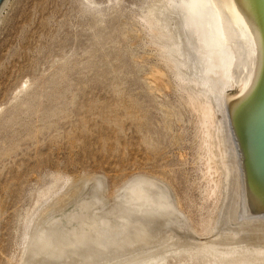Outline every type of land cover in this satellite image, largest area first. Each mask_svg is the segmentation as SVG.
I'll return each mask as SVG.
<instances>
[{
  "label": "rangeland",
  "instance_id": "obj_1",
  "mask_svg": "<svg viewBox=\"0 0 264 264\" xmlns=\"http://www.w3.org/2000/svg\"><path fill=\"white\" fill-rule=\"evenodd\" d=\"M178 2L0 9V264H218L215 250H264V224L230 216L225 106Z\"/></svg>",
  "mask_w": 264,
  "mask_h": 264
},
{
  "label": "water",
  "instance_id": "obj_2",
  "mask_svg": "<svg viewBox=\"0 0 264 264\" xmlns=\"http://www.w3.org/2000/svg\"><path fill=\"white\" fill-rule=\"evenodd\" d=\"M4 0H0V6ZM217 57L235 170L230 216L264 223V0H194Z\"/></svg>",
  "mask_w": 264,
  "mask_h": 264
},
{
  "label": "bare ground",
  "instance_id": "obj_3",
  "mask_svg": "<svg viewBox=\"0 0 264 264\" xmlns=\"http://www.w3.org/2000/svg\"><path fill=\"white\" fill-rule=\"evenodd\" d=\"M7 2H8V0H4L3 2H2V4H1V6H0V9H1V11H2V9L5 7V5L7 4ZM164 4V3H163ZM169 5V4H168ZM155 6V5H154ZM157 7V6H156ZM153 8V7H152ZM162 8V7H161ZM169 8V7H168ZM174 8L176 9V11H174V12H176V14H177V10H178V12L180 13V14H183L184 15V17H187L188 19H190V24L189 23H187V26L186 27H188V28H186V29H189V26L191 25V23H192V27H191V29L193 28V26H195L196 27V30H195V28H194V31H197L198 30V35L200 36V39L198 40V41H200V42H202V45H201V47L199 46L198 48H202L203 49V51H204V53H205V58H206V60H207V62H206V60H205V58L204 57H202L201 56V58H204L203 60L205 61V64H207V63H209V65H205L207 68L205 69L208 73L209 72H211L212 71V69H213V67H214V65H215V63H216V61H217V57H216V55H215V52H214V50H213V47H212V45H211V42H210V40H209V37H208V34H207V32H206V29H205V27H204V24H203V22H202V19H201V16H200V14H199V11H198V9H197V6H196V4H195V1L194 0H179V2L174 6ZM150 9V8H149ZM0 11V12H1ZM148 11V10H147ZM154 11V10H153ZM156 11V10H155ZM172 11V10H171ZM169 12V11H168ZM173 11H172V13H174ZM150 13V12H149ZM178 13V14H179ZM167 14V13H166ZM175 14V13H174ZM173 14V15H174ZM178 14H177V16H178ZM168 15V14H167ZM177 16H174V17H177ZM147 17V16H146ZM145 17V18H146ZM164 17V16H163ZM167 18V17H166ZM170 18H171V16H170ZM179 18H181L180 16H179ZM183 18V17H182ZM157 19V18H156ZM163 19V18H162ZM168 19V18H167ZM186 19V18H185ZM184 19V20H185ZM143 20H144V18H143ZM184 20H182V22L184 21ZM187 20V19H186ZM151 21V20H150ZM150 21H148V25L147 26H149L150 28H152L153 27V23H150ZM167 21V20H166ZM189 21V20H188ZM152 22V21H151ZM182 22H181V24H182ZM158 23V22H157ZM184 23V22H183ZM146 24V23H145ZM189 24V25H188ZM183 25V28H184V25H185V23L184 24H182ZM160 28V27H159ZM153 29V28H152ZM156 29V28H155ZM151 30V29H150ZM158 30V29H157ZM151 31H153V30H151ZM163 37H164V35H163ZM198 37V36H197ZM161 38V37H160ZM165 38V37H164ZM180 41V40H179ZM167 44V43H166ZM200 44V43H199ZM161 45V44H160ZM168 45V47H169V44H167ZM166 46V45H165ZM171 46V45H170ZM163 49V54H166V55H164V56H167V53L169 52V50H170V47L169 48H167V47H164V48H162ZM172 49V48H171ZM201 50V49H200ZM173 50H171L170 51V55L171 54H173V52H172ZM198 53L200 52V51H198V50H196ZM172 52V53H171ZM182 53V52H181ZM202 52H200L199 53V56H200V54H201ZM185 54V53H184ZM202 55V54H201ZM173 57V56H172ZM191 57V56H190ZM168 58H169V55H168ZM174 58V57H173ZM172 58V59H173ZM179 58V57H178ZM199 58V57H198ZM200 59V58H199ZM166 60H167V57H166ZM193 60V59H192ZM202 59H200V61H201ZM171 61V60H170ZM174 61H175V59H174ZM189 61V60H188ZM199 61V60H198ZM199 61V62H200ZM204 61H202V62H200V63H203ZM167 63H168V61H167ZM192 63V62H191ZM197 64V63H196ZM169 65H170V63H169ZM182 65V64H181ZM203 65V64H202ZM201 65V66H202ZM176 66V65H175ZM174 66V67H175ZM200 67V66H199ZM186 68V67H185ZM201 71H203V69H200ZM199 70V71H200ZM204 70V71H205ZM179 72H180V70H178ZM195 71V70H194ZM205 71V72H206ZM177 72V71H176ZM203 73V72H202ZM201 73V74H202ZM182 73L180 72V74H178V75H181ZM200 74V75H201ZM204 74V73H203ZM210 74V73H209ZM208 74V75H209ZM192 75V74H191ZM199 75V77H202V75L200 76ZM205 75H207V73L205 74ZM205 75H203V77L205 78ZM181 76H179L178 78L179 79H181L180 78ZM183 77H185V76H183ZM197 77V76H196ZM202 77V78H203ZM208 77L209 76H206V79H202V80H206V81H204V83L205 82H207V80L209 81V79H208ZM196 79V78H195ZM199 79V78H198ZM184 80V79H183ZM187 80V79H186ZM201 80V81H202ZM181 81V80H180ZM196 81V80H195ZM201 81L199 82L200 84H201ZM183 82V81H182ZM210 83V82H209ZM213 83V82H212ZM211 83V84H212ZM207 84H208V82H207ZM202 85V84H201ZM214 85V84H213ZM199 86V85H198ZM197 86V87H198ZM205 86H206V84H205ZM207 87H208V85H207ZM207 87L206 88H204L203 90H206V92H208V90H207ZM186 90V89H185ZM202 90V91H203ZM210 91V90H209ZM205 92V93H206ZM208 93H210V92H208ZM201 94V93H200ZM202 95H204V94H202ZM220 99H221V102H222V104L224 103V106H225V116H226V124H227V127L229 128V120H228V112H227V104H226V96L221 92L220 94ZM193 97V96H192ZM191 97V98H192ZM195 97V96H194ZM197 97V96H196ZM205 97V96H204ZM219 97V96H218ZM198 98V97H197ZM193 99H195V98H193ZM196 100V99H195ZM206 104H208V103H206ZM212 105V104H211ZM211 105H209V107H211L212 108V106ZM203 106H205V104L203 105ZM209 107H207L206 106V108H209ZM204 108V107H203ZM209 110V109H208ZM210 112H212L211 110H209ZM210 114L211 113H208V114H205L206 116L204 117V119H208V123H210V124H208V125H211L212 123H213V121H212V119H211V117L212 116H210ZM213 118V117H212ZM206 120H204V122H205ZM205 124H207V121H206V123ZM204 124V125H205ZM207 125V126H208ZM207 130H210V129H207ZM214 130V129H213ZM229 131H230V129H229ZM208 132H210V131H208ZM230 133V132H229ZM209 134L210 133H208V136H209ZM211 135V134H210ZM210 140V139H209ZM210 145H211V143H210ZM220 150V149H219ZM214 156V155H213ZM233 157V156H232ZM210 160V159H209ZM139 206V205H138ZM136 210V209H135ZM231 223V222H230ZM252 224V223H251ZM255 225H256V223H254ZM258 224V223H257ZM260 224H264V223H260ZM246 226V225H245ZM252 226V225H251ZM257 226V225H256ZM262 226V225H261ZM258 228V227H257ZM260 228V227H259ZM262 228V227H261ZM255 230V229H254ZM263 231V230H262ZM261 233H263V232H261ZM260 233V234H261ZM260 234H259V238H257L258 239V241H259V239L260 238H263V236H261L260 237ZM264 234V233H263ZM237 238V237H236ZM250 240H252V239H250ZM209 241V240H208ZM255 241H257V240H255ZM261 241H263V240H261L260 239V241L259 242H261ZM205 242V241H204ZM231 242H233V241H231ZM248 242V241H247ZM259 242L258 243H255V244H259ZM201 243V242H200ZM238 244V243H237ZM248 244V243H247ZM260 244H262L263 245V242L262 243H260ZM259 244V248H261V246L262 245H260ZM207 245V244H206ZM208 245H210V244H208ZM216 245H217V243H216ZM231 245V244H230ZM136 246V245H135ZM175 246V245H174ZM196 246V245H195ZM219 246V245H218ZM241 246V245H240ZM239 246V247H240ZM243 246V245H242ZM256 246V245H255ZM254 246V247H255ZM202 247V246H201ZM206 247V246H205ZM208 247V246H207ZM213 246H211V248H212ZM215 247V249H216V246H214ZM230 247V246H229ZM238 247V248H239ZM254 247H252V249L254 248ZM263 247V246H262ZM199 248V247H198ZM210 248V249H211ZM220 248V247H219ZM178 249V248H177ZM197 249V248H196ZM203 249H204V247H203ZM215 249H213V250H215ZM228 249V248H227ZM236 248V246L235 247H233L231 250H227V252H224V250H223V252H221L222 250L220 249L219 251L218 250H215L216 251V253H214L215 255H216V259H214L215 260V262H217L216 260H217V257H219L220 258V261L218 262V264H245L244 262L246 261H252V264H255L256 262H259V261H261V260H264V250L262 249V251H258V254H257V256H255L254 255V257H253V259H252V257L251 258H248V257H243V259H238V257L241 255H239V253H237L238 254V256L236 255V257H237V260H236V258H235V254H236V251H238L239 252V250ZM244 249V248H243ZM246 249H249V250H252V249H250V247L249 248H247L246 247ZM207 250V249H206ZM226 250V249H225ZM241 250V249H240ZM218 251V252H217ZM248 251V250H247ZM255 250H253V252H254ZM252 252V253H253ZM206 253V252H205ZM217 253H219V255H217ZM248 253H250L251 254V252H248ZM257 253V252H256ZM256 253H254V254H256ZM192 254V253H191ZM196 255V254H195ZM214 255V256H215ZM247 256V255H246ZM253 256V255H252ZM151 257V256H150ZM209 257V256H208ZM215 258V257H214ZM218 258V259H219ZM214 260L212 261V262H214ZM165 261V260H164ZM263 262V261H262ZM149 262H147V263H145V264H148ZM153 263V262H152ZM264 263V262H263ZM144 264V263H143ZM149 264H151V263H149ZM163 264V263H162ZM205 264V263H204ZM211 264V263H210ZM213 264V263H212ZM262 264V263H261Z\"/></svg>",
  "mask_w": 264,
  "mask_h": 264
},
{
  "label": "snow or ice",
  "instance_id": "obj_4",
  "mask_svg": "<svg viewBox=\"0 0 264 264\" xmlns=\"http://www.w3.org/2000/svg\"><path fill=\"white\" fill-rule=\"evenodd\" d=\"M208 8L212 7V0H208L207 4L205 5Z\"/></svg>",
  "mask_w": 264,
  "mask_h": 264
}]
</instances>
